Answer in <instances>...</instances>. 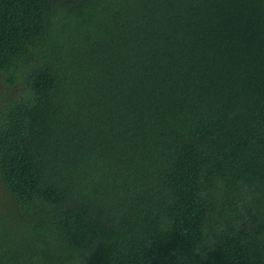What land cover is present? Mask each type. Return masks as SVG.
Masks as SVG:
<instances>
[{"label": "trees", "instance_id": "1", "mask_svg": "<svg viewBox=\"0 0 264 264\" xmlns=\"http://www.w3.org/2000/svg\"><path fill=\"white\" fill-rule=\"evenodd\" d=\"M2 89L0 264H264V0H0Z\"/></svg>", "mask_w": 264, "mask_h": 264}, {"label": "rangeland", "instance_id": "2", "mask_svg": "<svg viewBox=\"0 0 264 264\" xmlns=\"http://www.w3.org/2000/svg\"><path fill=\"white\" fill-rule=\"evenodd\" d=\"M3 92V89L0 91V93H2ZM6 94V93H5ZM12 94H15V93H12ZM0 97H2V95L0 96Z\"/></svg>", "mask_w": 264, "mask_h": 264}]
</instances>
